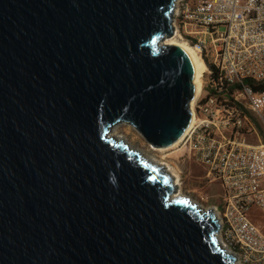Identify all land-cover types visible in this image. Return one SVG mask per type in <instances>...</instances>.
<instances>
[{
	"label": "water",
	"instance_id": "water-1",
	"mask_svg": "<svg viewBox=\"0 0 264 264\" xmlns=\"http://www.w3.org/2000/svg\"><path fill=\"white\" fill-rule=\"evenodd\" d=\"M177 0H0V264H238L155 148L192 122ZM194 205V206H193Z\"/></svg>",
	"mask_w": 264,
	"mask_h": 264
},
{
	"label": "built area",
	"instance_id": "built-area-1",
	"mask_svg": "<svg viewBox=\"0 0 264 264\" xmlns=\"http://www.w3.org/2000/svg\"><path fill=\"white\" fill-rule=\"evenodd\" d=\"M173 26L206 65L180 157L220 186L222 247L238 264H264V0H177Z\"/></svg>",
	"mask_w": 264,
	"mask_h": 264
},
{
	"label": "rangeland",
	"instance_id": "rangeland-1",
	"mask_svg": "<svg viewBox=\"0 0 264 264\" xmlns=\"http://www.w3.org/2000/svg\"><path fill=\"white\" fill-rule=\"evenodd\" d=\"M174 37L165 38L162 44L165 45V42L174 39ZM174 41L180 44L185 43L178 37ZM115 137L126 142L130 149L138 151L149 163L160 167L164 165L172 177L178 178L177 193L179 192L184 197L194 200L204 210L213 211L221 193L219 184L208 179V172L204 166L197 164L187 156L180 157L182 152L179 150L178 145L170 149L155 148L137 130L127 124L115 127ZM250 143L259 145L255 138H251ZM174 182H176V179Z\"/></svg>",
	"mask_w": 264,
	"mask_h": 264
},
{
	"label": "bare ground",
	"instance_id": "bare-ground-1",
	"mask_svg": "<svg viewBox=\"0 0 264 264\" xmlns=\"http://www.w3.org/2000/svg\"><path fill=\"white\" fill-rule=\"evenodd\" d=\"M175 36V35H174ZM175 39V37H174ZM174 39H170L168 40L167 42H165L164 44L165 45H169V46H172V45H176V46H179L181 47L182 49H184L188 54L189 56L191 57L192 61H193V64L195 66V70H196V78H195V84H196V87H197V91H196V95H195V100L197 99L199 93H200V89H201V86L203 84V74L205 73L206 71V65L205 63L203 62V60L201 59V57L199 56V54L193 50V48L191 46H188L187 44H180V43H177L176 41H174ZM195 100H193L192 102V108L195 106ZM192 114H193V118H192V122L194 121V109L192 110ZM193 124V123H192ZM111 134L113 136H115V128L112 130ZM119 139V138H118ZM181 140V139H180ZM180 140H178L177 142H175L172 146L170 147H167L168 149L170 148H173L175 146L178 145V143L180 142ZM174 176V175H173ZM174 178L176 179V182H174L177 186L179 184V181H178V178L174 176ZM178 191V190H177ZM177 197H181L183 198L184 195H182L181 193H176V194H173V198H177ZM216 215V214H215Z\"/></svg>",
	"mask_w": 264,
	"mask_h": 264
},
{
	"label": "trees",
	"instance_id": "trees-1",
	"mask_svg": "<svg viewBox=\"0 0 264 264\" xmlns=\"http://www.w3.org/2000/svg\"><path fill=\"white\" fill-rule=\"evenodd\" d=\"M255 89H256V90H262V89H264V82L261 83V84H259V85H256V86H255ZM127 125H128V124H127Z\"/></svg>",
	"mask_w": 264,
	"mask_h": 264
}]
</instances>
